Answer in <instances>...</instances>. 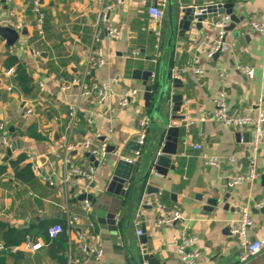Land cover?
Here are the masks:
<instances>
[{
    "label": "crops",
    "instance_id": "0c3cea01",
    "mask_svg": "<svg viewBox=\"0 0 264 264\" xmlns=\"http://www.w3.org/2000/svg\"><path fill=\"white\" fill-rule=\"evenodd\" d=\"M41 1L45 13L43 38L36 29L33 0H6L4 3L0 0V27H9L13 23L20 28L17 30L20 37L14 46L0 36V124H6L10 148L18 143L8 162H3L8 149L0 160V168L4 170L0 172V245L6 246L3 233L8 229L30 230V238H41L46 242L42 225L49 228L56 221L65 223L63 214L61 219L54 217L62 213L59 206L64 197V187L59 182L62 160L58 148L67 134L69 107L76 106L79 120L71 141L81 143L86 138L93 139L94 133L99 131L107 136L109 147H116L117 153L109 154L105 162L96 167L94 189L89 192L93 197L90 218L96 223L93 234L102 242L105 256L101 262L87 260L85 264H133L127 246L132 248L135 257L141 256L142 246L133 217L143 194L148 193L151 187L158 190L151 195L161 193L160 201L166 210L145 209L142 230L147 238L148 254L155 255L164 264H179L176 255L179 224H158L163 216L179 210L186 218V226L199 238L194 247L199 254L198 264H241L239 239L231 234L229 226L238 217L236 207H248L255 225L248 230L247 240L264 237V214L257 213L259 210L256 208L259 202L264 201V130L257 155L258 178L229 188L230 178L247 171L254 135L248 132L251 134L250 141L245 143L243 138L237 140L236 136L246 132L214 121L205 122L204 118L214 111L213 98L221 91L227 93L231 115L257 118L259 107L264 110V35L250 26L251 22L264 26V0L235 2L234 13L243 20L227 34L229 52L213 59L200 55L199 47L206 36L215 35L218 18L204 21L202 30L192 25L183 38H176L172 57L169 52L165 53L170 34L166 0L163 54L157 67L150 62L154 56L155 35L148 9L162 0H151L150 6L149 0H126L110 15L106 25L99 24V16L108 0ZM172 1L176 24L182 11L187 8L197 10L216 4H231L230 0ZM22 24L27 30L26 36L21 34ZM108 26L120 29L119 40L113 41L108 37ZM96 30L100 41L95 47L102 51L105 64L95 70L90 81L109 86L111 97L104 106L96 104L94 96L83 97L80 88L72 85L73 80L82 75ZM136 49L141 57L127 59V55ZM33 52L40 55L36 56ZM9 58H16L27 68L33 80L30 94L18 87L17 73L6 75L10 69L6 67ZM161 63L164 76L170 65L173 73L185 67L204 71L202 75L190 71L179 78V87L172 89V92L183 96V106L180 113L173 115L184 119L170 122L172 126L181 127V136L184 137L183 126L188 120L194 121L188 140L191 144L201 145L202 151L185 148L180 142L177 156L172 157L174 170L169 169L166 177L152 173L146 182H142L151 159L150 143L157 132L150 126L142 158L128 184V192L122 198L107 191L115 162L133 153L125 148L131 142L138 141L142 115L151 114V109L145 107L143 82L134 79L133 73L155 71L157 82ZM238 66L252 68L254 78L249 79L237 69ZM12 67L17 69L16 65ZM222 71L227 72V78L220 77ZM40 84L44 85V92H41ZM9 88L12 90L9 91ZM127 90L139 91L140 97L123 108L120 100ZM156 97H152L151 108ZM29 110L33 112L30 116L27 114ZM109 131L112 132L110 136ZM35 135L42 139H35ZM161 144L158 140L154 141L155 154ZM23 154L26 160L22 166L37 164L43 174L54 178L57 186L50 188L38 178L29 183L18 180L12 163ZM203 154L219 156L224 163L219 168H207L203 164ZM28 156L33 161L28 160ZM232 156L239 158L237 165L229 164L228 158ZM72 158L75 165L82 168L94 164L82 151L72 153ZM69 193L72 196L71 212L83 216L82 201L79 200L83 195L80 186L74 183ZM211 199L219 200L218 207L212 213L205 212L204 207ZM108 213L117 216V236L107 227L101 228L97 222L98 218ZM23 244L10 246L20 247L16 253L0 251V264H60L51 255L48 246L37 253H28ZM244 264H264V252Z\"/></svg>",
    "mask_w": 264,
    "mask_h": 264
},
{
    "label": "built area",
    "instance_id": "2783aa9c",
    "mask_svg": "<svg viewBox=\"0 0 264 264\" xmlns=\"http://www.w3.org/2000/svg\"><path fill=\"white\" fill-rule=\"evenodd\" d=\"M107 2V0H105ZM126 0H108V4L105 9L101 12L99 16V24L106 25L109 23L110 15L120 6L124 4ZM147 1V0H144ZM223 5V4H222ZM166 7L167 1L162 0L148 9V15L150 17L152 31L155 35V46H154V56L151 59V64L157 67L161 60L163 54L164 45V21L166 17ZM207 7H203L201 10H196L195 15L201 16L203 12L206 11ZM33 12L36 15V29L39 36L44 37V22L45 13L43 11V3L41 0H33ZM231 16L223 14L218 17L215 23L216 33L212 36H206L200 47L199 54L205 56L209 59L215 58L217 55L226 54L230 50L229 44L226 42V37L228 34V27L231 25ZM251 28L264 35V26L257 22H251ZM9 27L19 30V26H15L13 23L9 24ZM108 37L117 41L121 38V32L118 27L108 26L107 29ZM99 34L97 30L93 35V46L91 48L90 54L86 59L82 75L79 78L73 80L72 85H77L81 90V95L83 97H93L95 98L96 104L99 106H104L111 97L110 88L107 84H100L97 82H92L91 76L96 69L101 68L105 64V58L100 49H97L95 45L99 42ZM36 56H39V52H33ZM141 57L139 50H133L127 55V59H137ZM237 69L244 74L249 79L254 78V70L250 67L238 66ZM192 71L196 75H202L203 70L195 67H185L178 71L172 72L173 79H179L181 76ZM16 74V68H10L6 75L12 76ZM222 79L227 78V72L222 71L220 73ZM152 87L156 84V73L153 71V75L149 82ZM71 84L68 85L70 87ZM66 87V88H68ZM12 90L9 88V91ZM41 92L45 91L44 85L40 84ZM140 97V93L137 90H127L120 100V106L126 108L131 104L135 103ZM260 100L259 103H261ZM214 111L210 116L204 118L205 122H218L227 127L238 129L242 132H251L254 135V140L251 144V155L249 156L248 168L245 173L237 174L229 179V188H235L237 186H242L247 182H253L258 178L257 173V159L258 150L261 145V139L264 130V110L259 107L258 117L253 118L248 115H231L229 112L227 93L225 91L219 92L213 98ZM32 110L27 111V114L32 115ZM68 127L67 134L63 136L59 144L58 152L59 157L62 160V168L59 182L64 187V197L63 202L60 204L59 208L65 217V223L55 224L48 228L47 235L51 240L59 239L61 236H65L67 240V250H66V261L67 264H85L87 260H93L96 262H101L105 256V251L102 242L99 238L93 234L96 230V223L90 218L92 212V203L89 200L82 201V208L84 215L79 216L71 212V199L72 196L69 193L72 185L77 184L80 186L83 195H89L95 183L96 167L93 165L89 168H82L73 162L72 153L82 151L84 153L90 154L94 157V162L98 165L103 164L108 154L109 142L107 136L97 131L93 135V139L86 138L81 143H74L71 141L72 135L74 134V129L79 120V109L76 106H70L68 110ZM90 124V121H88ZM194 124V121L188 120L186 125L183 126L185 130V135L182 137L181 142L185 148L191 147L195 151H202L201 145L191 144L188 140L189 130ZM179 127V126H177ZM181 128V127H179ZM150 130V116L149 114L142 115L139 121V134L137 143L140 149L133 152L129 156L123 158L125 161L137 165L143 155V148L146 145L147 137ZM112 132L109 131L110 136ZM11 142L9 140L8 130L5 123L0 124V160L4 157L5 150L9 149ZM161 149L158 151L156 156L161 155ZM184 155V154H183ZM28 160L33 161L31 156H28ZM203 164L207 168H219L223 165V158L216 155L203 154L202 155ZM239 158L232 156L228 158V162L231 165H237ZM31 171L34 176L46 184L50 188H55L56 182L51 176L48 177L42 173L41 169L37 164L31 163ZM129 185H125L124 191L128 192ZM161 193L151 195L145 192L141 198L140 204L134 214L133 224L137 228L138 237H142L144 232L142 230L143 221L142 218L145 214V209L147 207L157 208L159 211L163 212L166 210V206L160 201ZM258 210L264 208V201L259 202L256 205ZM235 214L238 217L234 219L229 226L230 232L233 236L239 239V245L241 249L240 263L244 264L251 259L258 256L260 253L264 252V237L258 238L254 241L247 240L248 230L254 227L255 222L251 211L248 207H236ZM186 218L183 213L179 210L172 213H168L163 216L158 224L172 225L179 224L178 237H177V248L176 255L179 264H198L199 254L194 250L195 245L199 241V238L193 234L185 224ZM24 250L28 253H37L48 245L41 239L27 238L23 244ZM20 250V247L6 248L0 245V251L16 253Z\"/></svg>",
    "mask_w": 264,
    "mask_h": 264
},
{
    "label": "water",
    "instance_id": "95a60500",
    "mask_svg": "<svg viewBox=\"0 0 264 264\" xmlns=\"http://www.w3.org/2000/svg\"><path fill=\"white\" fill-rule=\"evenodd\" d=\"M151 0H149L148 5H151ZM237 0H230L231 4L222 5L216 4L211 5L206 8V11L202 13L201 16H196L195 8H187L182 11L181 17L178 19V23L176 24L174 19L173 12V1L168 0V24L170 29V34L167 40L165 53L169 52L170 57H172L175 50V40L176 38H183L187 32L190 31L192 25L195 26L196 29L202 30L203 22L206 20H213L214 18H218L219 16L226 14L231 16V25L228 27V32L234 31L236 26L240 24L243 20L242 18H238L234 13L235 2ZM6 0H3V3ZM199 8L198 10H201ZM23 31L22 35H27V30L25 25L22 24ZM0 36L7 40V43L10 46H14L16 42L19 40V33L12 27H0ZM219 57L217 55L215 58ZM94 72L92 73V76ZM153 75V71L146 72H134L133 78L137 80H141L143 82V86L145 87L144 92V102L145 107L147 109H151L150 114V126L152 128L157 129V132L154 136V140L150 143V154L151 159L149 161L148 168L143 175L141 181L146 182L150 175L156 174L159 177H166L168 174V170H174V165L172 157L177 156L179 150V143L181 142V129L176 126H172L170 124L171 121H179L183 120L184 117L177 116L173 114H177L181 112V108L183 106V96L173 94L172 89L178 88L180 84L179 79L172 78V69L171 65L169 66L166 76H164V67L161 63L160 73L158 76V81L152 87L149 85L151 77ZM157 96L155 100V104L151 108L152 97ZM13 131V130H12ZM251 134L246 132L244 134H237V140L243 138L245 143H249ZM160 141L162 149L161 155L156 156L154 153V141ZM164 141V142H161ZM18 144V143H17ZM17 144L14 143L11 148L7 150V155L4 158L3 162L6 163L12 157L13 152L17 150ZM126 150H130L131 152H136L140 149V146L137 142H131L129 146L125 148ZM108 154L114 155L116 153V147L110 146L108 148ZM86 157L94 163L95 167L98 166L97 162H94V157L90 156V154L86 153ZM136 165L131 164L124 159H119L115 162V167L113 169V174L111 181L109 183L107 191L111 194H115L119 197H125L126 192L124 191L125 185L129 184L132 181L133 173L135 171ZM158 190L156 188H149L148 193H156ZM133 192V191H132ZM93 197L89 195H82L79 197L80 201L89 200L92 201ZM219 204V200L211 199L208 201L207 206L204 207L205 212L212 213L214 212ZM228 206H226L227 209ZM257 213L264 214V208L262 210L257 211ZM56 219L62 218V213H57L54 216ZM116 215L112 213H108L103 218H98L97 222L101 226V228H108L114 235H118L117 228V220ZM140 243L142 246V254L141 256L135 257L134 251L132 248L127 246L130 260L133 264H164L158 260L155 255L148 254L147 251V238L145 236L140 237Z\"/></svg>",
    "mask_w": 264,
    "mask_h": 264
},
{
    "label": "trees",
    "instance_id": "16d2710c",
    "mask_svg": "<svg viewBox=\"0 0 264 264\" xmlns=\"http://www.w3.org/2000/svg\"><path fill=\"white\" fill-rule=\"evenodd\" d=\"M17 66L16 73H17V83L18 87L21 91H23L26 94H30L32 92V77L29 74L27 68L20 64L16 58H9L6 67L9 69L12 66ZM7 69V70H8ZM35 139H42L40 136L35 135ZM26 160V156L20 155L15 162L12 163L13 168L16 171V176L18 180L29 183L35 180V176L33 172L31 171L30 165L22 166L24 161ZM1 167H5L2 165ZM3 168H0V172H3ZM72 202V201H71ZM55 224L62 223V221H56ZM1 228L5 229V226L1 225ZM47 227L46 225H42L43 234L45 235L47 245L49 247V251L51 255L59 260L60 264H65L64 260V254L67 249V240L65 236H61L59 239L51 240L49 236L47 235ZM3 240L5 242L6 248H11L10 246L13 245H21L26 241L27 238L32 236L31 231H19L15 229H8L5 233H3Z\"/></svg>",
    "mask_w": 264,
    "mask_h": 264
}]
</instances>
